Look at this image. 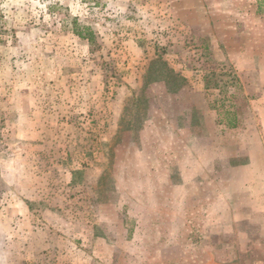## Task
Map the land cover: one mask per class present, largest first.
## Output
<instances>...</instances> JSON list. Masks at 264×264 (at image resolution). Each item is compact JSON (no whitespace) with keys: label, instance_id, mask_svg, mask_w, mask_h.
I'll return each mask as SVG.
<instances>
[{"label":"rangeland","instance_id":"obj_1","mask_svg":"<svg viewBox=\"0 0 264 264\" xmlns=\"http://www.w3.org/2000/svg\"><path fill=\"white\" fill-rule=\"evenodd\" d=\"M199 144L264 151V0H0V264H264L184 225Z\"/></svg>","mask_w":264,"mask_h":264},{"label":"crops","instance_id":"obj_2","mask_svg":"<svg viewBox=\"0 0 264 264\" xmlns=\"http://www.w3.org/2000/svg\"><path fill=\"white\" fill-rule=\"evenodd\" d=\"M197 148V156L193 155V150H190L189 147L185 148L184 159L186 160L183 161V165L188 168H184L182 172L184 185L181 196V213L184 225L187 223L189 227L190 223L195 221L199 223L197 227L201 228V222H205V229L209 235L211 234L210 236L222 234V228H225V230L229 229L232 233L239 235L240 240L245 238L244 241H239L240 245H253L254 242L246 237L247 230L254 229L257 227L256 224H260L256 229L264 230V216H262V214L264 215V151L259 156H255L251 149L246 150V147H239L245 151L242 153L239 151L240 158L233 163L230 159L227 161L229 178L225 182V186L229 192L223 194L216 190L217 183L219 184L221 181L217 180L216 166L221 164V159L213 157L206 161L199 153L205 150V147L199 144ZM184 177H187V180ZM167 179L173 188L169 174ZM198 179L206 182V189L208 186L211 187L209 188V198L207 200L204 198L205 205L202 203L201 180L198 181ZM194 188L195 190L191 191ZM165 196L170 202L167 209L172 214L173 194ZM196 243L203 244L202 242ZM189 244L191 243L187 242V245ZM242 256L245 259L250 257L246 254ZM237 261L239 258L223 259L219 255V250L213 249L210 252V257L204 259V264H232Z\"/></svg>","mask_w":264,"mask_h":264},{"label":"trees","instance_id":"obj_3","mask_svg":"<svg viewBox=\"0 0 264 264\" xmlns=\"http://www.w3.org/2000/svg\"><path fill=\"white\" fill-rule=\"evenodd\" d=\"M79 36H80V37H82L80 34H79ZM82 38H85V39H87L89 42H91V40H92V39H90V37H85V36H84V37H82ZM231 126H234V124H233V125H231Z\"/></svg>","mask_w":264,"mask_h":264}]
</instances>
